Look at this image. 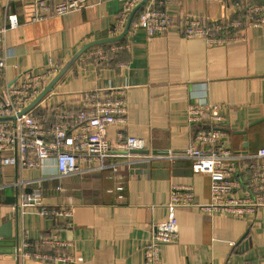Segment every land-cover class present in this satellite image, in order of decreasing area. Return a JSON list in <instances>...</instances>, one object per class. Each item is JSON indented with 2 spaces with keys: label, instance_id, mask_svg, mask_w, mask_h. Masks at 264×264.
Masks as SVG:
<instances>
[{
  "label": "crops",
  "instance_id": "0c3cea01",
  "mask_svg": "<svg viewBox=\"0 0 264 264\" xmlns=\"http://www.w3.org/2000/svg\"><path fill=\"white\" fill-rule=\"evenodd\" d=\"M131 3L87 0L83 10L33 21L34 4L0 0V25L8 14H16L20 24L7 32L0 45L7 60L0 95L20 74L42 73L54 63L60 70L52 82L86 45L120 36ZM164 9L173 24L169 33L149 39L145 30L134 27L135 15L126 37L85 51L55 84L51 96L32 110L47 115L46 125H52L59 123L52 113L60 109H87V92L107 97L114 89H124L127 124L107 131L114 148L120 142L117 135L124 133L144 141L142 155L167 156L188 148L193 135L187 124L188 107L207 101L221 106L227 118L228 146L240 153H258L264 148V24L242 28L237 42L208 46L201 38L188 39L180 33L184 17L225 24L236 18L239 8L230 9L222 0H172ZM45 172L56 175L54 160L44 171L22 173L4 166L0 184L38 179ZM253 173L251 168L237 174L243 192ZM174 185L191 186L200 203L211 201L210 174L194 173L189 160H140L122 165L118 174L103 171L44 181L39 186L43 191L60 190L44 195L42 203L69 212L56 217L41 215L37 207L21 208L18 200L23 189L6 187L0 191V227L13 220L19 253L28 242L33 245L30 252L74 254L81 259L69 264H146L145 249L154 229L167 221ZM118 186L124 188L122 192ZM176 217L179 239L161 247L160 264H264V208L244 219L227 213L210 215L197 208H179ZM55 236L72 246L45 243ZM13 262L14 258L0 256V263ZM20 264L55 263L30 257L21 258Z\"/></svg>",
  "mask_w": 264,
  "mask_h": 264
},
{
  "label": "built area",
  "instance_id": "2783aa9c",
  "mask_svg": "<svg viewBox=\"0 0 264 264\" xmlns=\"http://www.w3.org/2000/svg\"><path fill=\"white\" fill-rule=\"evenodd\" d=\"M141 1L132 0L125 16H129L134 6ZM170 1L172 0H152L138 15L134 27L145 30L149 39L169 33L173 24L164 7ZM222 1L230 9L239 8L235 19L229 18L222 24L187 16L179 29L180 33L188 39L201 38L208 46H215L237 42L242 39L239 30L264 24V0ZM24 2L32 3L36 7L33 21L66 16L88 6L87 0H66L61 3H54L53 0ZM19 26L18 16L8 14L6 22L0 25V45L4 43L7 32ZM101 57L105 59L104 55ZM59 70V65L51 63L50 68L42 73H22L15 82L7 84L0 95V168L14 166L22 173L26 170L44 171L51 160H54L56 166L55 176L45 172L38 179L19 180L11 185L0 184V191L6 187L23 189L18 200L21 208L37 207L45 217L69 214L68 211H60L42 203L44 195L60 190L59 187L46 191L39 188L47 179L59 180L103 171L118 174L122 165L129 166L140 160H189L194 173L210 174L211 201L207 204L200 203L191 186L174 185L167 205V221L163 227L154 229L152 240L145 249L146 264H160L161 247L177 243L179 229L176 211L179 208H197L210 215L227 213L239 219L255 215L259 209L264 208V148L256 154L232 150L227 144V118L221 114V106L205 101L188 107L187 124L193 129V135L184 152L169 153L167 156H146L138 153L141 156H136L137 152L145 149L142 139L119 133L117 137L120 142L115 149L107 134L110 126L127 124L128 105L124 89H114L107 97H102L97 91L87 92L84 100L87 109L77 112L68 108L60 109L57 113H52L59 121L52 125H46L47 115H37L32 109L21 114L50 84ZM6 71V55L1 51L0 76L5 75ZM251 168L254 173L249 180L248 190L243 192L236 179L237 174ZM117 189L122 192L124 188L118 186ZM45 243L52 247L72 246V243L64 242L56 236ZM32 247V244L24 242L22 253L18 252L11 264H20L21 258L25 261L30 257L55 264H69L81 260L74 254L49 256L36 251L30 252Z\"/></svg>",
  "mask_w": 264,
  "mask_h": 264
},
{
  "label": "water",
  "instance_id": "95a60500",
  "mask_svg": "<svg viewBox=\"0 0 264 264\" xmlns=\"http://www.w3.org/2000/svg\"><path fill=\"white\" fill-rule=\"evenodd\" d=\"M149 0H143L141 3H139L135 9L130 13L126 28L124 32L117 37H113L110 39H106L103 41H97L94 43H90L86 45L77 55L60 71V73L55 77V79L41 92V94L35 99V101L27 107L25 110L22 111L21 114H25L31 109H33L37 104H39L42 99L51 92L52 88L55 86V84L61 79V77L65 74V72L73 65V63L89 48L99 45V44H105V43H111V42H117L122 40L124 37L127 36L132 21L135 17V15L144 8V6L147 4ZM141 153V152H137ZM19 252V240L17 236L13 233V220H8L4 225L0 227V256H5L6 258H16L17 253Z\"/></svg>",
  "mask_w": 264,
  "mask_h": 264
},
{
  "label": "trees",
  "instance_id": "16d2710c",
  "mask_svg": "<svg viewBox=\"0 0 264 264\" xmlns=\"http://www.w3.org/2000/svg\"><path fill=\"white\" fill-rule=\"evenodd\" d=\"M144 10V8L143 9H141L137 14H136V16L138 17V15L142 12ZM106 48V47H105ZM105 62V61H104ZM103 62V63H104ZM101 64H102V62H100ZM37 110H39V109H36L35 111H37Z\"/></svg>",
  "mask_w": 264,
  "mask_h": 264
},
{
  "label": "rangeland",
  "instance_id": "374dc122",
  "mask_svg": "<svg viewBox=\"0 0 264 264\" xmlns=\"http://www.w3.org/2000/svg\"><path fill=\"white\" fill-rule=\"evenodd\" d=\"M47 95L51 96V94H50V93H48Z\"/></svg>",
  "mask_w": 264,
  "mask_h": 264
}]
</instances>
